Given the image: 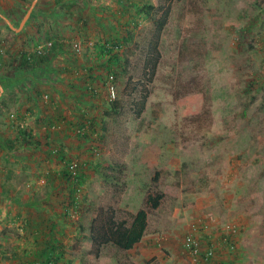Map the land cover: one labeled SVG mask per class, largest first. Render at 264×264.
Segmentation results:
<instances>
[{"label":"rangeland","instance_id":"1","mask_svg":"<svg viewBox=\"0 0 264 264\" xmlns=\"http://www.w3.org/2000/svg\"><path fill=\"white\" fill-rule=\"evenodd\" d=\"M154 2L157 20L167 14L161 31L141 13L140 0H0V148L18 131L27 132L16 149L0 152V228L7 210L20 207L17 200L48 190L43 180L49 169L63 168L48 153L61 136L52 139L43 130L58 128L64 117V128H74L61 143L64 156L92 163L85 168L88 218L114 205V197L115 208L137 211L151 190L160 191L165 198L150 214V230L167 232L174 213L188 221L178 229V248L164 249L165 264H195L178 250L193 226L205 222L220 240L235 243L234 251L215 244L232 264H264V0ZM78 42L80 53L73 48ZM24 52L48 53V62L6 76ZM111 76L114 94L107 85ZM73 98L85 104L79 108ZM75 112L84 119L83 131L82 121L72 119ZM104 163L126 166L123 195L95 170ZM8 230L13 239V227ZM209 231L199 236L203 250ZM0 246L13 250L12 240ZM90 247V264H96ZM74 248L75 256L81 253ZM0 264L11 263L0 258Z\"/></svg>","mask_w":264,"mask_h":264},{"label":"crops","instance_id":"2","mask_svg":"<svg viewBox=\"0 0 264 264\" xmlns=\"http://www.w3.org/2000/svg\"><path fill=\"white\" fill-rule=\"evenodd\" d=\"M22 28L21 29L18 28L16 32L21 31ZM0 86L4 89L3 84H0ZM2 92L3 91H1V94ZM48 99L50 102L53 101V98H48ZM73 100L79 106V108H81L80 106L85 104L82 102L81 98H73ZM22 114L23 113H20L18 117L20 118ZM75 115L76 116L72 117V119L76 118V123L83 119L82 117H80L79 119L77 118L78 115L77 112H75ZM79 115L81 114L79 113ZM63 118L64 117L60 118V122L57 123L58 128H55L53 125H51L48 128H52V129L45 128L43 130L44 131L43 133L47 136L50 135L52 139H55L57 135H60L61 138L58 141H56L54 144L56 145V148L61 150L63 152V155H65L64 152L65 149L63 148V145H61V143L65 142L67 138H70L69 136L74 135V128H72L71 126L64 128V123H62ZM69 121L71 122V124H73V121L70 118ZM62 130H66V131H62ZM69 145L72 147L75 146L80 151H82L83 149V146H80L79 144L76 143H70ZM87 153L88 154L86 157H89V154H92L93 151H89ZM80 154L81 153H78L79 156ZM49 158L52 161L51 157ZM49 158L47 156H44V159L42 160L44 165L50 163ZM84 161L85 162L82 163L85 168L92 167L91 159H84ZM54 163L57 165L60 164L63 168L60 169V172L51 171L50 169L48 170V172L46 173L47 182L43 180L44 183L49 182L48 183L49 185L47 184L48 190H45V192H41V190H39L38 192L33 193V196L29 198L30 201L28 202H24V203H22L21 201L20 203L16 202L17 204L20 205V207L10 208L7 210V213L4 214L3 225L1 224L2 227L0 228V231H2L1 236H3L2 237L3 239L1 240L3 241H0V243L6 244L7 242H10V240H12L13 242L12 251L11 250L8 251L5 248H1L0 258L1 260H3L4 263L6 261L11 264L17 263L18 260L13 258L16 252H19L20 254L25 256L30 255L32 257V253L30 251L34 250L35 238L31 234H26L25 232L26 230L24 229V226H33L35 224H38L40 221H42V217H45V222L41 226L40 230H42L43 233H46V235H42L41 238L42 239L44 237H45L44 239L53 238L58 241L64 253L63 259L60 261L61 264H74L75 261H77V264H90L91 256L87 253V250L91 245V240L89 239L88 236L90 235L91 232L93 220L87 217V213L89 212L87 207L89 205L87 204V202H85L83 203L80 212L76 213L72 211L70 220L65 216V211H66L65 206L69 203V200L71 199L70 193L64 190H59L60 189L59 187H54L53 185L54 184L53 181H55L57 185H59L60 178H62L63 176L62 173L64 170L63 157L60 159H56V158L53 159V164ZM89 174H87L85 184H87V182L90 179ZM49 178L52 179L51 182L49 181ZM31 181H33L34 183H38L33 178L31 179ZM84 188H86L85 185ZM84 194H85V190H83V192L78 197V200H80V202H83ZM32 200L34 202H32ZM144 200H142V203L140 205L142 207ZM60 204H62V207L60 206ZM125 207L129 209L133 214H136L142 208L139 207L138 205L137 207L138 210L134 211L129 208V205H125ZM7 217L10 220H12V222L7 223L6 221H4ZM73 217H77V221H74L72 219ZM176 217L177 214L175 213L173 214L172 218L170 217L171 228L167 229V232L166 230L165 232H163L164 231L163 230L162 233L159 232V230H150L151 222L149 220V224H148L149 226L146 235L143 237L142 241L139 244H137L129 253L131 256V260L133 261L134 264H165L168 262L167 260L168 257L167 255H165L166 250L168 251V249L178 248L175 241L177 234L179 232L178 229L181 227V225L184 224V222H188L185 221L186 218L176 219ZM29 219L30 221L33 222L32 225L28 224ZM157 220L158 222H156L155 224H158L159 221H161L160 217ZM9 226L13 227V232H12L13 239H9L8 237V235H10V230H8ZM184 228H186V226ZM210 228H212V226L207 227V229L210 230L208 235L209 238H205V237L203 238L204 241L207 240L205 241L206 245H210V247H214L215 244L220 245L219 243L220 239L218 238V234L213 233L212 229ZM52 234H54L53 237H51ZM161 234H163L164 236V238L162 239L160 238ZM74 247H79V249L81 250V253H79L77 256L73 254L75 250ZM178 251L180 258L183 257L186 258V256H188L184 244L183 246H181V249ZM115 252L116 250L114 247L106 246L103 249L99 259H97V261L95 260L96 264H117V261L115 259ZM233 259L234 258L232 257H227L226 252L221 249V251L219 250L217 256L214 258L212 263L232 264L234 262Z\"/></svg>","mask_w":264,"mask_h":264},{"label":"trees","instance_id":"3","mask_svg":"<svg viewBox=\"0 0 264 264\" xmlns=\"http://www.w3.org/2000/svg\"><path fill=\"white\" fill-rule=\"evenodd\" d=\"M82 1V0H80ZM143 2L142 8L140 9L141 13H145L146 15H150L155 20V24L158 27V30L161 31L167 23V14L165 17H163L161 20H157L155 15H152L153 11L156 10L158 4L154 2V0H140ZM178 1V0H176ZM45 5V4H44ZM82 21V20H79ZM132 39V36L130 35V40ZM128 41V39H126ZM56 46V44H55ZM59 47V46H58ZM115 48L119 49L121 48L120 42L115 43ZM157 50V44L155 46V51ZM153 51V49H152ZM49 59V54H27L26 52L22 53L18 59H16V62L20 63V65L17 67L16 64L13 62V67L11 70H5L6 76L12 75V73L15 72H29L31 70H36L41 67H43ZM2 61H0V68L3 67ZM109 82H107V85ZM146 98V95L144 96ZM115 104L117 102H114ZM2 104L6 107L9 106L8 100L4 98ZM118 105L114 106L115 112L117 111ZM114 112V113H115ZM20 114V113H19ZM109 117L112 114H106ZM20 121L24 120V114L21 115L19 118ZM82 121V122H81ZM81 121V131H83V127H85L84 119ZM89 120L88 123L93 124V122ZM87 124V122H86ZM13 130H16L15 124L12 123L11 125ZM49 127V126H48ZM18 137L14 140H5L6 145L4 144L0 148V152L4 150L3 147L8 146V150L13 151L18 147V144L20 145V141L27 140V132L26 131H18ZM29 136V135H28ZM80 138H82L80 136ZM79 138V139H80ZM27 143V142H26ZM49 155L51 159H60L63 157V163H64V170H63V176L60 178L59 185L55 181L54 187H59V190H64L66 192L70 193V200L69 203L65 206V216L67 218L71 217L72 211L78 213L82 209L83 203L86 202V199L84 198L83 202H80L78 200L79 195L84 190V185L86 183L87 174L85 171V167L82 163L77 161L76 159H72L70 157H66L63 155V152L56 148V146H52V150H50ZM78 165V176L76 179H73V174L71 167L75 164ZM100 167H95V170L100 173L104 179L106 180L107 184L111 185L112 187L118 189L119 193L123 195L127 190V182L124 180L125 177V169L126 166L113 164V163H104L99 164ZM112 170L111 173L108 171ZM52 179L50 180V182ZM158 183V175L153 180V187L156 188ZM121 197V196H120ZM165 195L163 192L157 191L154 193V191H150L146 201L145 205L142 209H140L136 214L130 213L126 210L117 209L114 207L115 204L118 203L119 199L118 197H114V205L111 204L108 207H100L97 211V217L92 222L91 232L88 236L91 240V247L89 250V253L94 256L96 259H99L103 249L106 246H112L115 248V259L117 261V264H133L130 256V251L139 244L143 237L147 233L148 224H149V218L151 212L154 210L160 209L162 206V203L164 201ZM118 200V201H117ZM18 203L20 201L17 200ZM74 209V210H72ZM7 223L12 222L8 217L4 220ZM45 222V217H42V221H40L38 224H35L33 226H24V229L26 230V234H31L35 238V247L34 250H31L32 257L30 255H22L19 252H16L14 254V259H17L18 262L15 264H61V260L63 259L64 253L62 251L61 246L59 245L58 241L53 238L48 239H42V235H46V233H43L42 230H40L41 226ZM35 223V222H34ZM28 224L32 225L33 222L28 220ZM207 225L205 223L202 224V227L207 229ZM54 234L51 235L53 237ZM232 240L229 238H223V240H220V242L223 244L224 249L227 248V245H230ZM210 247V245H208ZM1 248V246H0ZM186 248V246H185ZM204 257V254L202 255ZM214 260V259H213ZM213 260L207 262L208 264H211ZM206 263V262H203ZM206 263V264H207Z\"/></svg>","mask_w":264,"mask_h":264},{"label":"built area","instance_id":"4","mask_svg":"<svg viewBox=\"0 0 264 264\" xmlns=\"http://www.w3.org/2000/svg\"><path fill=\"white\" fill-rule=\"evenodd\" d=\"M73 48L75 49V51H77L78 53H80L83 50V46L80 42L78 43H74ZM111 80V81H110ZM109 80V88L111 91V94H114V86L112 85V83H114V78L111 76ZM111 83V84H110ZM78 165L77 163H75L72 167V174H73V179H76V177L78 176ZM205 229V227L203 228L202 226H197L194 225L192 228V231L190 234H188V236L185 239V246H186V250L187 253L189 254V257L191 258V260L193 261V263L198 264L201 262H209L211 260H213L217 254L218 251L216 249V247H208V249L203 250V244L200 241V233L201 231ZM232 243L230 245H227V248L225 250L227 251H234L235 250V246H234V242L231 241ZM224 249V246H223ZM221 250V249H220ZM204 254V257L202 256Z\"/></svg>","mask_w":264,"mask_h":264},{"label":"water","instance_id":"5","mask_svg":"<svg viewBox=\"0 0 264 264\" xmlns=\"http://www.w3.org/2000/svg\"><path fill=\"white\" fill-rule=\"evenodd\" d=\"M36 2H37V1H35V2L33 3L32 8L30 9V11L28 12V14H27L26 17L24 18V21H23L22 26L20 27V29L24 26V24H25V23L27 22V20L29 19L30 15H31V12H32V10H33V7L35 6ZM0 90L3 91V88H2L1 86H0Z\"/></svg>","mask_w":264,"mask_h":264}]
</instances>
